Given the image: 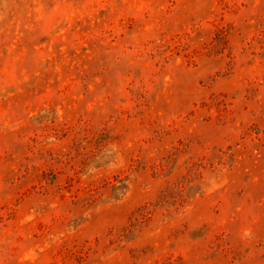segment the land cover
<instances>
[{
	"label": "rangeland",
	"instance_id": "rangeland-1",
	"mask_svg": "<svg viewBox=\"0 0 264 264\" xmlns=\"http://www.w3.org/2000/svg\"><path fill=\"white\" fill-rule=\"evenodd\" d=\"M0 264H264V0H0Z\"/></svg>",
	"mask_w": 264,
	"mask_h": 264
}]
</instances>
